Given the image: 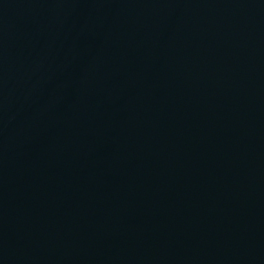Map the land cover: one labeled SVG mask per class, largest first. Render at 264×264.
<instances>
[{
	"label": "water",
	"instance_id": "water-1",
	"mask_svg": "<svg viewBox=\"0 0 264 264\" xmlns=\"http://www.w3.org/2000/svg\"><path fill=\"white\" fill-rule=\"evenodd\" d=\"M0 264H264V0H0Z\"/></svg>",
	"mask_w": 264,
	"mask_h": 264
}]
</instances>
